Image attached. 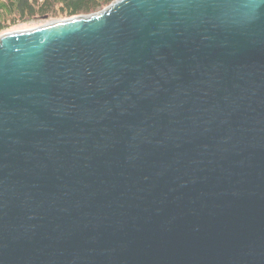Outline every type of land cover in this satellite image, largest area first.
I'll use <instances>...</instances> for the list:
<instances>
[{
    "label": "water",
    "instance_id": "water-1",
    "mask_svg": "<svg viewBox=\"0 0 264 264\" xmlns=\"http://www.w3.org/2000/svg\"><path fill=\"white\" fill-rule=\"evenodd\" d=\"M0 264H264V0L2 33Z\"/></svg>",
    "mask_w": 264,
    "mask_h": 264
},
{
    "label": "trees",
    "instance_id": "trees-1",
    "mask_svg": "<svg viewBox=\"0 0 264 264\" xmlns=\"http://www.w3.org/2000/svg\"><path fill=\"white\" fill-rule=\"evenodd\" d=\"M113 0H0V34L38 15L73 17L96 12Z\"/></svg>",
    "mask_w": 264,
    "mask_h": 264
},
{
    "label": "rangeland",
    "instance_id": "rangeland-1",
    "mask_svg": "<svg viewBox=\"0 0 264 264\" xmlns=\"http://www.w3.org/2000/svg\"><path fill=\"white\" fill-rule=\"evenodd\" d=\"M83 15H85V14H83ZM64 18H68V17H64V16L52 17V16H40V15H38V16H36L34 18H31L27 22L20 21L14 27L9 28V31L18 30V29L32 28V27H35V26L47 24L49 22H52V21H55V20H61V19H64Z\"/></svg>",
    "mask_w": 264,
    "mask_h": 264
}]
</instances>
